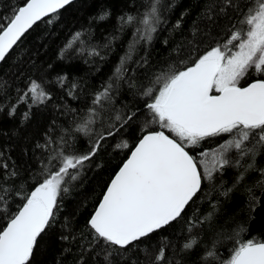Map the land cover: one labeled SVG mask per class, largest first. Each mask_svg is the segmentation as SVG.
<instances>
[{
	"label": "trees",
	"instance_id": "obj_1",
	"mask_svg": "<svg viewBox=\"0 0 264 264\" xmlns=\"http://www.w3.org/2000/svg\"><path fill=\"white\" fill-rule=\"evenodd\" d=\"M220 2L160 0L162 22L151 41L141 40L136 45L132 60L126 64V76L135 87L113 78L130 41L135 39L133 32L140 27L137 23L122 28L120 17H142L148 0H74L51 17L52 23L45 17L34 24L7 59L0 62V162L18 172L16 187L30 190L42 176L41 161L46 164L56 150L86 154L100 135L114 133L85 161L76 180L66 177L68 192L59 198L56 220L40 240L32 264H79L82 252L84 264H107L103 254L97 255L100 247L83 251L92 240L87 221L139 138L146 130H160L156 124H147L150 117L144 107L143 87L194 47L203 52L227 34L229 17L235 20L232 11L217 13L211 20L206 18L208 8L213 4L218 8ZM237 2L245 4L249 0ZM20 3L21 0H0V15H7ZM104 13L107 16L101 20ZM92 49L99 54H89ZM254 78L257 74L253 72L241 84ZM31 81L48 94L43 103L34 104L35 93L27 94ZM109 83L113 85L111 101L102 107L93 105L96 93ZM92 108L95 113L89 112ZM117 115L121 120L116 119ZM129 116L133 119L128 120ZM89 119L90 131H79L78 127ZM228 138L209 140L203 147H217ZM46 141H50L49 147L37 148V144L43 146ZM237 158L232 153V166L204 181L182 218L124 252L123 257L114 253L109 260L113 264H137L146 251L155 253L162 243H167L168 258L179 260L180 264H223L238 241H264V188L260 186L264 175L259 171L264 168V147H258L254 169L245 172L247 165L253 163L252 158L241 160L244 167L235 164ZM202 159L210 161V154ZM242 172L244 177L237 183ZM228 189L232 191L223 195ZM19 203L17 199L13 210ZM189 220L197 222L191 232ZM6 223L7 217L0 218V227ZM63 236L69 239L64 240ZM192 236L197 243L191 250L183 251V244ZM209 251L215 256L206 257Z\"/></svg>",
	"mask_w": 264,
	"mask_h": 264
},
{
	"label": "snow or ice",
	"instance_id": "obj_2",
	"mask_svg": "<svg viewBox=\"0 0 264 264\" xmlns=\"http://www.w3.org/2000/svg\"><path fill=\"white\" fill-rule=\"evenodd\" d=\"M71 2L21 0L7 15H0V62L7 59L14 45L34 24L45 17L52 23L51 17ZM159 5L160 0H148L142 17H120L122 28L140 25L113 74L115 80H125L130 87L135 85L126 76V64L132 60L136 45L141 40L151 41L157 31L162 22ZM228 11L234 13L235 20L229 17L227 34L216 39L215 46L203 52L194 47L177 64L162 69L143 87L144 107L150 117L147 124H156L160 130L145 131L111 180L87 221L92 240L84 246V252L100 247L97 255L103 254L107 264H113L109 257L114 253L123 257L124 252L182 218L202 190L204 181L214 179V173H222L232 166V153L238 157L235 160L238 167H244L241 160L250 157L253 163L247 165L245 172L254 169L258 147H264V0H249L245 4L221 0L218 8L215 4L208 8L206 18L211 20L215 14ZM106 16L104 13L100 19ZM179 26L177 21L176 27ZM89 54L99 53L92 49ZM253 72L257 78L242 85L241 81ZM63 79L61 77V81ZM112 88L109 83L96 93L93 105L102 107L111 101ZM33 93L34 104L43 103L48 97L36 81L28 85L27 94ZM89 112L95 113L96 109ZM116 119L121 120V116L117 115ZM90 123L91 119L85 121L78 130L90 131ZM113 134L107 131L100 135L86 154L56 150L46 164L41 161L42 176L28 191L16 187L18 172L0 162V218L7 217V223L0 227V264H32L40 240L56 220L59 198L68 192L66 177L76 180L85 161ZM224 136L229 138L217 147H203L207 141ZM49 144L50 141H46L43 146L37 144V148H47ZM209 154L210 161L202 159ZM259 171L264 175V168ZM243 177L244 172L237 183ZM260 186L264 188V182ZM230 191L232 189L222 194L226 196ZM17 199L20 203L13 210ZM188 224L189 232L197 226L193 220ZM196 243L194 236L189 237L182 250H191ZM167 248L168 244L162 243L155 253L146 251L137 264H180L179 260L168 258ZM214 256L212 251L206 253V257ZM79 264H84L83 252ZM223 264H264V241H238Z\"/></svg>",
	"mask_w": 264,
	"mask_h": 264
},
{
	"label": "water",
	"instance_id": "obj_3",
	"mask_svg": "<svg viewBox=\"0 0 264 264\" xmlns=\"http://www.w3.org/2000/svg\"><path fill=\"white\" fill-rule=\"evenodd\" d=\"M73 1H74V0H72V2H73ZM59 10H60V9H59ZM42 19H43V18H42ZM250 82H251V81H250ZM245 86H246V84H245ZM144 134H145V133H144ZM144 134H143V135H144ZM143 135H142V136H143ZM142 136H141V137H142ZM141 137H140V138H141ZM140 138H139V139H140ZM138 141H139V140H138ZM138 141L136 142V144L138 143ZM136 144H135V145H136ZM135 145L133 146L132 149H134ZM132 149H131V150H132ZM131 150H130L128 156L126 157V159H125V160L122 162V164L119 166V168L123 165V163H124V162L129 158V156L131 155ZM119 168L117 169V171L114 173V175L112 176V178H111L110 181L108 182V184H107V186H106V188H105L103 194H104L105 191L107 190V187H108V185L110 184V182H111V180L113 179V177L115 176V174L119 171ZM103 194H102V196H101L99 202L101 201V199H102V197H103ZM99 202L97 203L96 207L98 206ZM96 207L94 208L93 212L95 211ZM93 212H92V213H93ZM92 213H91V215H92ZM91 215H90V217H91ZM90 217H89V218H90Z\"/></svg>",
	"mask_w": 264,
	"mask_h": 264
}]
</instances>
